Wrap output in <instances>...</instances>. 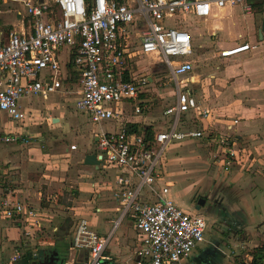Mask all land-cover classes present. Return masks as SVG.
<instances>
[{"label": "built area", "instance_id": "2783aa9c", "mask_svg": "<svg viewBox=\"0 0 264 264\" xmlns=\"http://www.w3.org/2000/svg\"><path fill=\"white\" fill-rule=\"evenodd\" d=\"M245 1L0 0V112L21 123L26 114L19 107L20 100H47L75 75L74 110L93 125L109 122L116 126L113 131L92 130V136L98 169L116 172L111 195L117 217L106 237L83 218L75 222L70 250L86 252L80 264H105L108 238L124 220L132 222L138 238L135 264H185L203 243L205 219L186 213L168 198L171 184L163 170L166 149L185 140L204 139L216 146L215 158L227 170L235 158V140L205 130H179L184 115L195 111L207 118L208 112L178 82L193 70L191 37L164 22L178 13L206 18L213 9ZM252 49L247 43L239 44L219 50L217 57ZM146 57L164 68L175 90L173 106L162 112V117L170 118L168 128L150 136L128 130L132 124L125 121L126 116H139L146 108L150 85H154L150 76L138 75L139 60ZM21 139L22 135L12 134L1 136L0 142ZM0 207L4 219L23 224L26 237L39 229L36 210L12 198H4ZM23 255L14 249L0 264H22ZM63 264L74 263L65 260Z\"/></svg>", "mask_w": 264, "mask_h": 264}, {"label": "crops", "instance_id": "0c3cea01", "mask_svg": "<svg viewBox=\"0 0 264 264\" xmlns=\"http://www.w3.org/2000/svg\"><path fill=\"white\" fill-rule=\"evenodd\" d=\"M247 1L250 2L251 0H246L243 4L233 7L225 6L220 9H213L210 16L206 18H196L189 14L178 13L164 22L165 26L178 27L189 33L192 41L191 60H194L193 58L195 57L194 46L201 48L212 44L215 47L218 45L219 47L217 48L224 50L247 43L253 47L249 52L229 58H218L217 54L211 56L210 54H202L203 52L198 53L197 57L199 59L203 58L204 62L218 58L216 62L215 60H210L214 61L213 64L219 67L218 71H214L210 76L211 90L200 91L203 94V98L209 96V100L205 101V99L201 98V93L200 95L198 94L199 96H195L196 98H201L198 105L201 110L208 112V116L207 118H202L200 113L191 111L184 115L178 123L179 130L187 131L183 129L181 121L189 114H192L193 125H195L190 130H205V132L223 134L234 139L235 145L233 148L236 154L230 167L225 170L221 166V161L215 158L218 153L216 146L208 144L204 139L185 140L177 144H171L166 149L168 151L169 148L174 147L173 149H175L181 144L200 142L211 151L210 162L207 161L205 163H210L209 167L212 169L205 167L207 170L205 173L197 172L199 174H196L197 178H195V175L194 179L199 180L192 184L190 183V187L178 188L183 185V182H179L181 183L179 186L175 184V188L170 187L168 192L169 199L186 213L200 216L206 215L203 209L197 210L193 207L192 198L208 196L210 199H216L219 206L225 199L228 201L229 210L235 213L237 217L239 216L240 219V224L236 227L237 234L234 237H229L228 241L223 243L204 238L203 243L190 254L185 264H229L221 259V255L225 256L227 253L234 252L235 256L239 249L250 250L243 264H251L250 252L255 248L262 247L264 249V37H262V40L259 39L258 30L260 25L255 28L253 16L244 15L243 13V10L246 12L244 7ZM255 1L259 2L260 5L254 11L262 16L260 20L262 21L264 20V2L262 0ZM186 17L191 18L193 22L195 21L197 27L191 28L189 24L186 26L182 24V20H185ZM14 26L19 27V24L16 23ZM247 54H250V56L246 57ZM143 59L145 58L141 60L143 61ZM141 60L138 63L139 67ZM153 66L150 65L148 68ZM140 70H144V68H139L138 71ZM188 76L178 78V82L181 88L194 97L189 92V86L193 82ZM153 82L154 85H150L151 88L158 83L154 79ZM199 82H201L202 87L203 81ZM151 88L148 93L147 105L150 101L151 91H154ZM63 89L64 85L60 91L51 95L47 100H20L19 107L26 114V118L21 123L13 122L6 114L0 112L3 115L0 116V120L3 118L7 119L6 123L0 124V137L12 134L22 135V139L17 141L16 146L11 147V152H3L2 148H5V146H2V144L5 143L0 142V179H5V182H12V184L18 185L12 187L9 191L0 182V202L4 198H12L27 207L39 208L42 212L47 210L43 206L44 198L46 197L47 202L53 201V203L60 204L59 191H57V194L51 192L53 186L58 187L60 184H54L52 181L57 180L55 176H61V174H58L59 171L56 170L59 169V166H62L61 163H70V160H73L82 165V170L78 171L77 174H72L71 188L73 190L71 199L68 201L70 203L64 208V213L73 217L75 222L81 218L85 219L91 229L106 237L112 231L113 222L117 217V204L111 195L112 190H114L113 179L116 172L113 170L104 172L100 169L83 165L84 158L87 155L95 154L94 137L90 138V143L86 147L83 146L81 151H78L77 147L73 151L67 147H60L59 149L49 150L46 153L41 152L39 149L40 145L39 147L37 144L31 146V141H28L32 138H30L31 134L27 131V123L33 118L36 119L35 116L39 112L38 105L42 104L43 107L52 109L49 122L51 120L53 123L57 122L60 129L66 125L65 111L60 108L55 110L53 108L54 104L51 105L52 100L49 105L45 104L54 96L63 94L64 92H61ZM147 105L145 110L148 109ZM82 118L88 120L85 116ZM55 119L56 121H53ZM141 120L142 117L140 115L135 117L126 116L125 118V121L138 126L137 129L149 127L153 133L167 129L170 124V118H164L162 114L160 115V123L149 124L141 122ZM14 124H19V127ZM103 125L111 127V130L105 129L107 131L116 130V126L113 123L103 122L101 126ZM52 129H55V127L53 126ZM92 141L94 145H92ZM53 159H59L61 163L53 162ZM38 165H44L45 167V172H42L41 176L31 174L32 170ZM12 174H14L13 177L10 176ZM205 179L211 181L208 186L203 183ZM165 180L167 181L166 176ZM182 181L185 184L187 182V180L186 182L185 180ZM44 187H46V192ZM204 191L206 193H202ZM215 215V213L207 215L206 219L202 216L206 221V231L209 220L212 221L211 218ZM11 222V220L6 221L3 218L0 207V262L7 261L14 249L21 251L23 248L21 230L15 225H10ZM74 225L72 228L62 229V233L56 238L54 243H39L38 248L29 250L26 247L21 252L24 254L26 251H30L35 256L36 254L41 255V252L45 254L57 249V252L62 256L61 258H64L65 247L68 246L65 260L80 264L85 259L86 252L70 250ZM53 231L56 232L57 230L54 228ZM238 237L241 239L238 240ZM52 245H54L53 248ZM56 245H59L60 249ZM137 246L138 238L132 222L124 220L108 238L105 254L109 257V260L105 264H135Z\"/></svg>", "mask_w": 264, "mask_h": 264}, {"label": "rangeland", "instance_id": "374dc122", "mask_svg": "<svg viewBox=\"0 0 264 264\" xmlns=\"http://www.w3.org/2000/svg\"><path fill=\"white\" fill-rule=\"evenodd\" d=\"M246 7L249 8V12H245L243 10L244 15H251L253 16V21L255 28L259 27L261 15L256 13L254 9H252L249 5V2L247 1L245 3ZM259 15V16H257ZM192 19L186 17L185 20H182V24L185 26L187 24L191 25V28L197 27L196 22L191 21ZM212 41V39L210 38ZM217 47H219L217 45ZM215 47V45H209L208 47H193V52L195 54V57L192 60V64L194 67V70L189 73L188 77L191 78L193 84L189 86V92H191L194 97L199 96L201 93V98H203L201 90H211V79L210 76L214 71H218L219 67H217L214 63L218 60V58L210 59L207 62H204L203 58H198V53L203 52L202 54H210L213 56V54H217L220 50L219 48ZM250 56V54L246 57ZM210 57V56H209ZM156 63L155 59L153 57H146L141 60L140 67L144 68V70H140L138 75H148L154 80H157L158 83L156 86L152 87L151 89H154V91H151V95L149 97L150 101L147 105L148 109H144L140 116L142 117L141 122L144 123H160V115L166 108H170L174 104V97L173 93L175 92L174 86L172 83L168 82V80L165 78L166 71L162 66L160 65H154ZM150 65H154L152 68H148ZM203 81V86L201 87V82ZM77 81H71L64 84V89L61 92H64L63 94H59L54 96L52 99H50L48 102H45V104L49 105L52 100V104H54L53 108L56 110V108H60L61 110L65 111V118H66V125L60 129V126L56 123H53L52 120L49 122V117L52 114V109H47L46 107H43V105H38L39 112L36 114V119L33 118V120L28 121L27 131L30 135L31 146L32 145H39V149L41 152L48 153L49 150L52 149H59L60 147H67L70 148V146H75L78 148V151H81L83 149V146L86 147L87 144L90 143V138H92V130L98 131L100 129H109L111 130V127L109 125H103V126H97L91 124L88 120L82 118L84 116L80 115V113L76 112L73 107V103L75 101V98H77ZM199 94V95H198ZM196 101L198 104L201 101V98H196ZM205 101L209 100V96H205ZM0 116H3L0 114ZM7 119L3 118L0 120L1 123H6ZM183 129L190 130L194 128V121H193V115L189 114L186 116V118H183L181 121ZM16 127H19V124L16 125ZM55 127V129H52V127ZM102 127V128H101ZM196 127V126H195ZM29 136V135H28ZM40 140V141H39ZM28 142V143H29ZM16 143H10V144H2V146H5V148H2L3 152H11L13 146H16ZM92 145H94V142L92 141ZM169 148L168 151H166L165 156V166L163 168L164 174L167 178V182L171 184L172 188H175V184L179 186V182H183V185L178 187L180 189H184L186 187H190L192 183L197 182L199 179H194V176L196 174H199L200 172L207 171L205 167L208 169H212L209 167V164H206L205 162H210V149L200 143V142H194V143H188V144H181L177 146V148L173 149ZM54 152V151H53ZM63 160V159H62ZM65 160V159H64ZM53 162H58L59 159H53ZM66 161V160H65ZM212 163V161H211ZM62 166H59V169H56L58 174H61V176H55L57 180L52 181L54 184H60L58 187H52L51 192L53 194H57V191L60 193V204H56V202H47V197L44 198V205L47 210H43V212L36 207H31L32 209L36 210L38 213L37 220L39 221V229H35V231L32 232V237H26L24 235V227L21 223L15 220H11L10 225H15L21 230V242L23 245V248L21 251L25 250V248H29V250H34L38 248L39 243L40 244H47V243H54L57 237L62 233V229L67 227H73L74 225V218L70 215H66L64 212V208L68 206L70 202H68L71 199V192H72V174H77L78 171L82 170V165L74 162L73 160H70V163H61ZM14 172V171H10ZM42 172H45L44 165H38L36 168H34L31 172V174H37L38 176L42 175ZM55 172V171H51ZM199 172V173H197ZM11 177L14 176V174L10 175ZM8 177V176H7ZM197 178V175L195 176ZM60 179V181H59ZM182 180H187L186 184ZM5 179H0V182L4 184V188L7 190H11L12 187H16L15 183L12 184V182H5ZM210 180L205 179L203 181L204 185H209L211 183ZM60 182V183H59ZM191 183V184H190ZM45 192H46V187ZM206 193V191L202 192ZM48 194V193H46ZM208 194V193H207ZM204 194V195H207ZM221 203V205H217L214 208L210 209L211 213H215L216 215L212 217V221L209 220L208 222V229L205 231L204 238L213 239L220 241L221 243L228 241L227 239L230 237H234L235 234H237V225L240 224L239 216L235 213H232L229 210L228 207V201H224ZM47 202V203H46ZM47 205H46V204ZM46 211V212H44ZM203 217L206 216L202 215ZM6 221H9L8 219H5ZM56 229L57 231L54 232L53 229ZM238 240L241 238L238 237ZM233 243V242H232ZM59 244V242H57ZM54 245H52V248ZM58 249L59 245H56ZM250 251V250H249ZM248 249H239L237 251V255L234 256L233 253H227L225 256L221 255V259L225 263L229 264H243L246 260V255H249Z\"/></svg>", "mask_w": 264, "mask_h": 264}, {"label": "trees", "instance_id": "16d2710c", "mask_svg": "<svg viewBox=\"0 0 264 264\" xmlns=\"http://www.w3.org/2000/svg\"><path fill=\"white\" fill-rule=\"evenodd\" d=\"M264 2V0H262ZM86 3H89L90 0H85ZM249 5L252 9L256 10L258 9V6L260 5L259 2L255 1V0H251L249 2ZM77 81V77L74 75L69 81ZM138 126L135 125H129L128 126V130L131 131H135L137 133L143 132L145 133L147 136H150L151 134V129L149 127H142L140 129H137ZM66 249V253L64 256V261L67 258V249L68 246L65 247ZM55 251H57V249H54ZM37 255V254H36ZM35 255V256H36ZM251 255V264H264V249L262 247L260 248H255L250 252ZM34 254L30 251H26L22 257V264H32V262L34 261Z\"/></svg>", "mask_w": 264, "mask_h": 264}, {"label": "water", "instance_id": "95a60500", "mask_svg": "<svg viewBox=\"0 0 264 264\" xmlns=\"http://www.w3.org/2000/svg\"><path fill=\"white\" fill-rule=\"evenodd\" d=\"M263 31H264V20L261 21L260 28L258 30V36H259L260 40H262V37H263L262 32ZM53 121H56V119ZM83 165L94 167L95 169H98L100 162L97 160V157L95 154H90L84 158ZM202 206H203V204L199 203L197 210H199L200 207H202ZM61 257L62 256L57 251H52V252L45 253V254L43 252H41V255L37 254L34 257L35 259L32 262V264H63L64 258H61Z\"/></svg>", "mask_w": 264, "mask_h": 264}, {"label": "flooded vegetation", "instance_id": "af4514ba", "mask_svg": "<svg viewBox=\"0 0 264 264\" xmlns=\"http://www.w3.org/2000/svg\"><path fill=\"white\" fill-rule=\"evenodd\" d=\"M192 203H193V207L195 209H198L199 203H202L203 206L200 207L199 210L203 209V212L206 216L211 215L212 213L210 212V209L216 207L218 204L216 199H214V198L210 199L208 196H199L196 198H192Z\"/></svg>", "mask_w": 264, "mask_h": 264}]
</instances>
